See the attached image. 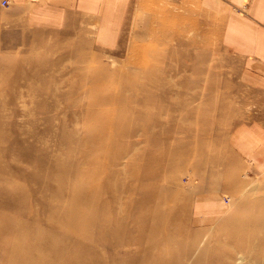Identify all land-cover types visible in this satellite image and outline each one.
<instances>
[{"label": "rangeland", "instance_id": "374dc122", "mask_svg": "<svg viewBox=\"0 0 264 264\" xmlns=\"http://www.w3.org/2000/svg\"><path fill=\"white\" fill-rule=\"evenodd\" d=\"M127 10L120 44L109 51L96 47L91 30L79 22L58 32L0 25V130L7 132L0 138V171L9 166L8 176L0 174V264H12L8 250L20 224L44 227L50 222L45 201L53 200V167L67 176L75 170L76 186L83 188L87 164L95 155L85 152L86 132L92 128L85 114L115 108L123 110L119 123L133 133L119 141L126 149L113 166L114 177L119 179L116 172L121 170L127 173L128 162L138 161L142 152L160 154L165 172L148 180L157 190L133 181L134 190L127 194L128 177L122 178L117 184L121 210L116 202L108 203L107 215L119 220L111 227L102 219L91 221L89 195L79 197L86 216L83 241L93 260L89 264H125L127 255L120 252L109 261L106 250L102 254L98 249L95 238L101 229L121 238L131 234L124 253L129 250L134 262L145 252L153 254L148 242L163 248L156 259L171 263L264 264V168L257 170L238 158L227 141L240 124L264 125L263 70H258V79L248 78V66L221 46L219 19L194 2L131 0ZM140 68L152 70L155 85L142 91L154 96L152 102L93 106L95 96L106 92L89 85L95 71H108L107 80L129 74L140 82ZM134 92L125 87L123 94L130 98ZM156 121L151 131L166 136L146 143L147 132L139 128ZM3 146L8 147L6 156ZM206 190L220 196L225 213L218 223L197 230L190 210L195 193ZM153 208L167 214L168 224H159L157 236L149 237L144 225ZM170 232L176 241L169 244L164 237ZM144 262L153 263L149 258Z\"/></svg>", "mask_w": 264, "mask_h": 264}, {"label": "bare ground", "instance_id": "6f19581e", "mask_svg": "<svg viewBox=\"0 0 264 264\" xmlns=\"http://www.w3.org/2000/svg\"><path fill=\"white\" fill-rule=\"evenodd\" d=\"M139 54L141 55L142 52L140 51ZM141 58L142 57L135 61L136 65L140 64ZM140 69H143L144 71V75H142L143 80L140 82L137 76L134 75L132 77L129 74L126 76L118 74L115 79L107 80L106 77L109 74L108 71H95V73L88 79L89 85L97 86L98 88H106V92L102 90L100 94L98 93L95 96L93 99L95 100L93 106L105 105L106 103H111L112 105L117 106L119 104L129 103L133 100L138 103L144 101L145 103L152 102L155 99L154 96H146L147 93L143 94L142 92L145 86L155 85V80L153 81L149 75L152 70L148 68ZM127 83L130 85L127 86ZM114 87L117 88V92L113 91ZM125 87H129L133 91L135 90L133 97L128 98L124 96L123 91ZM110 90L112 91L110 92ZM122 112V109L116 111V108L114 110L112 109L109 113L101 111L86 112L85 115L88 117V121L92 124V128H89L88 132H86L87 141L85 152L87 154L93 152L95 155L89 159L90 162L87 164L89 174L85 178V185L82 189L77 188L75 170L70 171L71 176H67L63 171L57 173L55 168H52V179L51 182H49V187L52 191L51 197L53 200L49 202L45 201L47 216L50 219V222L45 223L44 227H36L28 223L20 224V228L13 233L14 241L8 250L12 264H89L90 262H93L90 257V252L83 241L85 232L82 230L81 226L84 224L86 216L84 213V207L78 204L79 197H85L86 194L89 195V197L86 198V202L89 204L91 214L87 217H89L91 221L93 220L94 222L95 220L102 219L105 224H108L111 227L112 224H115V222L119 220L113 219L112 216L107 215L109 208L108 203L113 201L116 202L121 210V202L119 201V198H121V192L117 189V184H122V178L124 176L128 177L127 188L129 189L126 190L127 194L133 191V186L135 187L137 184H139L137 187L143 188L149 185L150 188L157 190V185L154 183H148V180H154L157 178V175H159V172L164 171V168L161 169L163 158L157 153L149 155L142 152L137 157L138 161L131 160L128 162L127 173L121 170L116 172L119 179L114 177L113 166L118 164V161L120 160L119 158L124 155V149H126V147H124L123 144H120L119 141H121L126 134H129V132L133 133L131 129H127L119 123L120 117L123 115ZM135 114L136 118L140 119L141 111H137ZM156 124H158L157 121L151 125L140 126V131L147 132L146 136L143 138L146 143L152 144L156 142V140H162V138L166 136V132H161L158 135L153 134L151 129H153L152 127ZM107 130L113 132L111 136H106L105 131ZM150 132L152 134H149ZM6 133L7 132L0 130V138H6ZM114 145L118 147L117 150L113 148ZM172 153V157L175 158L174 156L176 153L174 150ZM7 154L8 147L6 146L4 147L2 155L6 156ZM1 173L8 176L9 166L8 168H2L0 174ZM133 181H135L136 184L132 186L131 184ZM90 192L92 203L96 205V207L91 203ZM210 202L212 201H209L208 203L210 204ZM204 203L205 202L198 204L196 202L195 204L197 205L194 206L195 210L198 211L199 208L201 209ZM100 204H103L104 206L102 207ZM216 204L217 203H215V205ZM126 207L127 203H125L124 209ZM86 208L87 206L85 205V211ZM167 218V214L160 208L150 209L149 221L147 220L144 225L146 226L149 237L157 236L159 224L167 227ZM132 222L135 224L136 218H134ZM67 238L70 240L69 243H66ZM164 239L170 244L176 241V236L170 232L165 234ZM42 242H44L43 248H41ZM95 242L97 243L98 249L102 251V254H106L107 252L109 261H113L117 257V253L120 254L121 252L122 254L127 255V257L124 258L125 264H146V262H144L145 258H149L153 262L151 264L184 263L181 260H176V262L171 263L156 259L159 257V253H161L160 249L163 250V248L160 246L153 248L148 242H146L147 247L152 249L153 254L145 252L143 259L138 256L139 262H134L131 260L132 253H130L129 250L124 253V246L131 242V234L127 238H121L119 235H107L101 229L98 237L95 238ZM188 252L189 250H187L185 254H188ZM100 261L106 260L100 259L97 262ZM104 264L108 263L105 262Z\"/></svg>", "mask_w": 264, "mask_h": 264}, {"label": "crops", "instance_id": "0c3cea01", "mask_svg": "<svg viewBox=\"0 0 264 264\" xmlns=\"http://www.w3.org/2000/svg\"><path fill=\"white\" fill-rule=\"evenodd\" d=\"M0 0V25L13 30L61 31L81 23L91 30V41L104 50L119 46L131 0ZM220 22V42L226 52L246 64L247 77L264 79V0H187ZM255 67V69H253ZM260 77V78H261ZM228 146L257 170L264 168V125L257 121L240 124L230 132ZM195 193L190 210L194 229L218 223L226 207L218 194ZM209 201L210 204L208 203ZM207 202L195 210L197 204ZM215 203H217L215 205ZM222 204V205H221ZM218 205V206H217ZM220 205V206H219ZM222 206V207H221ZM216 207V208H215ZM195 213V214H194ZM199 216V217H198Z\"/></svg>", "mask_w": 264, "mask_h": 264}, {"label": "built area", "instance_id": "2783aa9c", "mask_svg": "<svg viewBox=\"0 0 264 264\" xmlns=\"http://www.w3.org/2000/svg\"><path fill=\"white\" fill-rule=\"evenodd\" d=\"M7 1L6 0H3V2H2V6H4V5H7Z\"/></svg>", "mask_w": 264, "mask_h": 264}]
</instances>
